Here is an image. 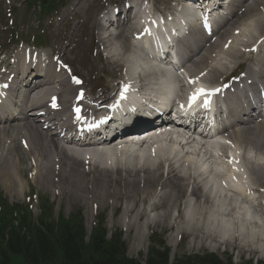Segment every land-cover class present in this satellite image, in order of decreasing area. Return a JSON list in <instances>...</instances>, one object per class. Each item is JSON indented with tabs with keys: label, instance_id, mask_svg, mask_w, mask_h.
<instances>
[{
	"label": "bare ground",
	"instance_id": "obj_1",
	"mask_svg": "<svg viewBox=\"0 0 264 264\" xmlns=\"http://www.w3.org/2000/svg\"><path fill=\"white\" fill-rule=\"evenodd\" d=\"M241 5L246 8V15L250 16V18L252 17V19L254 18L253 22L255 23L256 31H254L253 34H260L258 37H254L259 39L264 36V0H242ZM260 8L261 10H259ZM249 30H251V28ZM215 47L216 46H212L207 50H204V47H201L198 50L200 53V59L197 61L193 60V58L199 56V54H196L190 61L195 62L196 68H201L200 71L195 69L197 71H195V74L205 72L209 79L218 81L229 71L222 63H217L215 59L207 55H212L216 49ZM244 48L249 47L246 46ZM111 52V57L114 58L111 59V62L125 64L128 71L139 69L141 67L142 63L140 61L137 60L132 62L130 60L131 56H129L128 51L121 50L119 52L114 50ZM118 53H120L121 56H118ZM233 55L235 54L230 50L227 52L221 51L218 59L221 57L222 60H224V58H235ZM208 62L210 63L208 64ZM251 70L250 68L248 69L249 74L260 79L264 84V55L259 59L258 70ZM140 74L142 77L143 73ZM158 74L160 77L163 76L162 72H158ZM125 76H129V73L126 72ZM63 83L68 86L65 81H63ZM36 90V95L38 96V94H40L42 95L41 97H44L43 95L53 91L59 93L63 97L62 113L67 111V97L70 94V90L68 88L64 86L61 89H56L54 88V83H49L40 86ZM42 102L43 98L39 100V103ZM63 117H65V115H60L59 117L50 116L48 121L50 123H53L54 121H63ZM48 129L49 131L44 132L31 123L27 126L25 125L24 127H22V125H15L14 132L16 136L19 137L20 135L21 139H25L28 144V152L30 156L34 158L36 167L40 169L39 176H43L44 173L50 172V170L54 172L55 166L51 167L49 157L56 153V157L59 158L56 165L57 169H60L57 178L61 179L58 186L61 189V183L68 181L69 176L73 175V178H77L79 181H75L70 189L77 199H83L82 201L88 203L90 201L88 197L89 194H92L93 197H96L99 201H105L104 197L107 196V199H113L115 203L114 207L115 209H118V204H120L121 201H126L128 203H134L137 201L135 194L140 197L142 196V201L144 203H148L147 206H149V203L151 202V195H155L156 192L160 191V198L158 201L159 204L154 203L150 205L149 208L151 212H155L154 210L157 211L158 209L162 210V215L158 218V220L151 222L147 228H151L152 226H161L163 228H169V226L172 227V225L168 223V220L172 216L171 208L173 210V207L175 206V210L179 214L175 225L178 227L179 231L185 227L187 228L186 231L191 228V231H194L198 238L211 240L215 243L218 242L219 239L220 242H224V244L231 247L243 246L249 248L251 245L253 248L255 243L261 242L262 245L264 244V214L259 212L261 216H259L260 218H257L255 215L250 217L247 207L240 204L239 201L237 202L238 207L237 205H234L235 207L230 206V208H219L215 210L214 204L212 203V197L210 195H200L202 193V188H200L198 183L199 177H197L194 173H192V176L191 174L179 176V172H175L171 169V164H169L170 169L168 168L167 175L164 178L160 170L162 164H160L157 167V170L154 171L147 168H141L134 171L132 168L128 169L126 167L127 162L123 160V158L120 159V166H117L116 169L111 171L100 169L98 165H92L89 171L83 170L78 156L70 157L67 152H64L59 145H57L58 139L54 138L53 136L55 134H52L53 132H51L53 130L52 124L48 127ZM6 132L7 130L4 129L2 135ZM230 136H232L234 141L233 144H236L239 153H241V159L243 161H248V168L253 175V183L255 187L258 190L264 189V127H246L241 131L235 130L233 134H230ZM171 144V148L173 147L172 153H176V149L182 146L179 144L178 140L172 142ZM192 145L195 146L196 143L192 142V144H187L189 147ZM122 152L124 153V150H121L120 153ZM161 152H165V150ZM161 152L158 150L155 154L161 155ZM249 152L256 155L255 161H251L253 159L248 158L247 154ZM188 158L189 156L187 159ZM88 175H90L91 178H88ZM190 185L193 186L192 195H190V197L195 200V205L193 208L189 205L188 207L186 206L182 209L183 203L187 204L186 200L181 203L185 197V188ZM50 186L54 185L50 184ZM234 189L240 191L241 187H235ZM217 191L220 192V197L226 196L227 193H231L228 194L231 198L234 199V195H236V200L237 197L242 199L241 196L235 194L229 188L226 189L217 187ZM237 208L241 211L236 212ZM147 211L148 209L138 213H140V216L142 217L146 215ZM128 212H131L132 215L135 214V211H131V209H129ZM242 213H244L247 218L243 216ZM137 216L139 217L138 214ZM184 216L185 218L183 219ZM190 217H193V219H189ZM186 224L189 228L184 226ZM130 226L133 227V224H130ZM254 229H256L255 232H253ZM223 231L224 234L222 235ZM226 235L227 237H225ZM141 242L140 249L143 251L144 244H146V234L142 235Z\"/></svg>",
	"mask_w": 264,
	"mask_h": 264
},
{
	"label": "rangeland",
	"instance_id": "obj_2",
	"mask_svg": "<svg viewBox=\"0 0 264 264\" xmlns=\"http://www.w3.org/2000/svg\"><path fill=\"white\" fill-rule=\"evenodd\" d=\"M38 12V11H37ZM80 20H84L89 25V27H82L80 26L75 34L72 35V41L71 43L75 45V49L83 47L85 48L86 52L90 50L89 48V36L92 35V30H91V23L93 22V17L89 14H84L82 17H80ZM6 16L5 13L0 9V26H6L8 22H6ZM47 21V20H46ZM45 21V23H46ZM42 22V21H41ZM38 27V18L37 14L35 12H29L26 18L21 17L20 14L16 17V22L15 26L11 27L12 30L15 32L17 35H26V34H31L27 38H32L34 34H37L39 32H34L37 30ZM10 32L11 31H4L2 33L3 37L7 40L10 37ZM34 32V33H33ZM76 35V36H75ZM71 39V38H70ZM50 40V39H49ZM52 41V40H51ZM84 41V42H83ZM52 42H58V41H52ZM82 44V45H81ZM59 46V44H57ZM92 48V46H91ZM76 68H79L78 64H76ZM89 68L86 67L84 71H88ZM6 136H3V139H5ZM18 138V137H17ZM6 140H9V145L6 146H0V193H2L5 197L8 199H11L12 202H20L23 203L25 200L28 199L27 197L32 194V191L34 192L35 199H34V206H33V211L35 213V216L39 215V210L38 206L39 202L36 199V196L40 197H48L52 200H54V215L58 216L60 214H64L66 216H69L76 210L80 209L83 211V215L86 219V227L88 231H90L91 226L94 224V222L97 220L99 216H105L107 220V224L109 227H113V230L115 229H127L125 227L126 223V218L124 217L125 211L123 210L126 208L125 201H121L120 204H118V209L119 210H114L113 205H115L114 201L110 198H106L105 196V201H99L96 197H93V195H90L92 198H90V201L88 203L82 204L83 199H77L74 194L71 192V186L75 181H79L77 178H73V175L71 177V181L69 182H62L61 186L66 187V189L58 190L59 187L55 184V186H50L52 182L46 180V179H40V180H34L30 179L29 176L32 174V170H28L31 167L30 163L27 160V157L25 156L23 150V147L21 146V143L19 142L20 138L15 139V137L8 136L4 143H1L0 145L4 144ZM11 141V142H10ZM82 165V162H81ZM25 171L24 176L25 179L24 181L25 184L18 179L15 182V185L12 184L11 188H8L9 185H11V182H14L16 178H21V171ZM11 174H16L14 175V179L11 180V178H8ZM27 184V188L26 187ZM53 184V185H54ZM77 188V187H76ZM84 188V185H83ZM33 189V190H31ZM31 190V191H30ZM85 190V189H84ZM22 191L23 194L20 192ZM30 191V195L28 192ZM57 192V194H55ZM54 194V195H53ZM154 201V198H152V204ZM125 204V205H124ZM133 207L135 208V212L139 211H144V209H149L147 204H142L141 200L138 202H135L133 204ZM168 207V205H167ZM171 213L172 216L168 220V223H172L175 217V206L173 207V210L171 208ZM135 213V214H136ZM150 215V213H149ZM154 215V216H153ZM162 215V210L158 209L157 211L155 210L153 216V221L158 220L159 216ZM133 216V215H132ZM136 221V227L134 228L135 230L137 229L138 231H141L144 229V223L140 222L138 217L136 215L133 216ZM188 224V223H187ZM187 226V225H186ZM189 228V226H187ZM160 230L162 231V235L164 236L167 245H171V237L172 234L171 232H174L175 234L178 230H167V228L159 227ZM186 231V230H185ZM187 232V233H186ZM180 232V237L182 239L178 243L177 248H171L172 251L170 252V260L171 263L180 261V260H185L186 258H189L190 256H199L207 253H213L216 254V257L221 260L222 262H228V260H232L233 264H242L245 262L249 261H254L255 263L258 262H263L264 263V244L258 243L256 244L255 251H251L250 254H244V257L240 252L235 255L234 253L228 254L227 252L224 251V253L220 252L216 247L212 246L207 247L203 242L200 243H190L189 242V237L191 236L188 231ZM191 233V232H190ZM191 238V237H190ZM124 239L128 245V256L129 257H134L136 258L139 252V244H140V237L136 236V231L131 232V231H126Z\"/></svg>",
	"mask_w": 264,
	"mask_h": 264
},
{
	"label": "trees",
	"instance_id": "obj_3",
	"mask_svg": "<svg viewBox=\"0 0 264 264\" xmlns=\"http://www.w3.org/2000/svg\"><path fill=\"white\" fill-rule=\"evenodd\" d=\"M44 230L34 228L24 216L10 218L0 213V264H12L13 256L25 264H139L128 259L119 239L107 240L103 230H96L89 244L80 224H64L57 232ZM198 263L225 264L215 257ZM148 264H168L167 252L158 253Z\"/></svg>",
	"mask_w": 264,
	"mask_h": 264
},
{
	"label": "snow or ice",
	"instance_id": "obj_4",
	"mask_svg": "<svg viewBox=\"0 0 264 264\" xmlns=\"http://www.w3.org/2000/svg\"><path fill=\"white\" fill-rule=\"evenodd\" d=\"M75 82H76V83H80L79 80H76ZM203 91H204L203 89H199V90H198V92H200V93H203ZM81 95H82V94H81ZM195 98H196V97H195V95H194V96L192 97V99L195 100ZM53 99H54V98H53ZM53 107H56V104H55V103H53ZM181 107H183V106H181ZM79 111H80V109L77 108V109H76V112L79 113ZM77 118H79V117H77Z\"/></svg>",
	"mask_w": 264,
	"mask_h": 264
}]
</instances>
